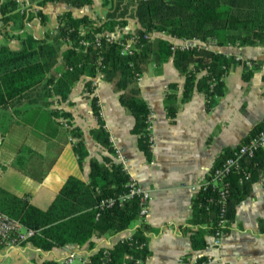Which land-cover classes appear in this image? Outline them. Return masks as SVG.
Here are the masks:
<instances>
[{
	"label": "crops",
	"instance_id": "crops-1",
	"mask_svg": "<svg viewBox=\"0 0 264 264\" xmlns=\"http://www.w3.org/2000/svg\"><path fill=\"white\" fill-rule=\"evenodd\" d=\"M112 1L92 0L91 5L82 7H72L65 2L47 3L39 9L46 17V25L40 22L38 13L27 11L25 15L18 5L14 13L24 16L21 27L19 20L13 19L16 14L7 24L1 22L0 15V48L6 46L14 51L20 48L21 38L25 36L42 39L47 32L54 35L58 16L64 13L74 18L104 19ZM134 7L129 5V13ZM29 15L34 19L28 20ZM138 28L137 21L128 18L126 27L109 34L121 38ZM152 37L153 40L184 42L163 33H154ZM66 49L64 44L61 51ZM208 50L264 63V46L212 45ZM245 71L240 65L231 66L222 79L223 93L216 96L210 107L208 98L197 90L187 102L180 103L184 77L174 67L171 57L161 64L151 61L143 64L137 85L140 97L150 110L153 154L150 162L138 148L137 136L132 133L134 118L120 105L119 93L113 90L112 84L96 75L90 79L95 86L89 93L85 87L89 79L81 77L65 101L52 94L48 107L21 111L18 122L4 136L0 135V187L18 197L28 195L31 205L45 211L68 177L88 182L90 160L103 162L107 158L122 164L136 183L151 192L148 214L144 218L150 256L144 264H194L201 258L209 260V264H264V171L251 183L250 195L237 205L234 220L229 223L219 247L212 244L213 234H208L206 248L192 251L190 236L196 229L182 230L188 226L192 215L195 194L191 187L205 177L207 169L215 166L222 153L247 140L264 120V73L251 71L245 80ZM170 84L177 85L176 103L179 105L173 120L168 117L164 103ZM92 99L96 101L113 154L96 141L94 132L99 126L91 107ZM51 111L57 114L54 116ZM71 130L81 134L87 152L81 165L72 148L76 139L71 136ZM138 225L136 221L118 234L93 236L81 246L68 244L42 251L28 242L14 250L1 248L0 264L62 263L71 257L72 264H84L100 249L106 251L132 237Z\"/></svg>",
	"mask_w": 264,
	"mask_h": 264
},
{
	"label": "trees",
	"instance_id": "trees-1",
	"mask_svg": "<svg viewBox=\"0 0 264 264\" xmlns=\"http://www.w3.org/2000/svg\"><path fill=\"white\" fill-rule=\"evenodd\" d=\"M51 2H65L72 7L92 4V0H40L38 5L43 7ZM131 4L135 7L129 13ZM17 10L18 4L14 0H0L1 22L7 24L16 14L13 19L17 18L21 27L24 16L14 13ZM37 15L40 22L46 25V17L41 12ZM128 18L135 19L139 25L134 35L140 42L132 55H121L118 41L101 38L99 43L96 42L98 35L122 30ZM27 19L32 20L34 16L29 15ZM53 32L54 35L45 33L42 39L32 36L21 38L18 50L13 51L6 46L0 48V135L4 136L18 122L16 120L21 111L48 107L52 94L65 101L81 77L89 79L85 87L87 92L92 93L90 79L100 73L119 93L120 105L133 116L132 133L137 136L138 148L150 162L153 156L150 110L140 97L137 85L143 64L147 61L161 64L171 57L174 67L184 77L180 103L187 102L197 90L208 98L207 104L211 107L215 103L214 96L223 93V83L219 79L235 65V61L233 56L206 49L173 51L171 42L162 39L146 41L143 40L144 35L163 33L178 40H212L217 46H264V0H129L128 3L113 0L104 19L74 18L70 13H64L58 16V25ZM130 36H122L120 41ZM82 41L87 45L82 46ZM64 44L67 49L62 52ZM203 71L205 73L199 77ZM250 72H244L245 80L250 77ZM59 73L60 76H57ZM212 78L218 81L213 91L208 83ZM168 88L164 103L168 117L173 120L179 109L176 103L177 85L170 84ZM91 107L98 118L99 127L94 132L96 141L113 154L114 149L100 120L95 99L91 100ZM51 112L54 116L57 114L56 111ZM62 116L68 117L65 114ZM263 127L264 120L250 136ZM70 134L76 139L72 148L81 165L87 157L81 134L76 130H71ZM230 153H222L215 166ZM89 165L88 182L68 177L45 211L31 205L28 195L18 197L0 187V213L35 230L37 234L30 242L42 251L68 244L81 246L90 242L93 236L115 235L139 221L131 240L120 241L106 251L100 249L89 257L87 264H133L135 260L144 264L150 252L145 235L148 228L139 215V199L134 197L123 204L115 203L103 210L98 208L102 200L117 199L127 191L128 173L121 164L107 158L103 162L92 159ZM243 167L252 174L250 182L239 183L240 174L237 173L227 179L228 224L234 220L237 205L250 195L251 183L264 171V152H258L253 159L244 161ZM218 195L217 191L207 190L194 196L191 219L188 226L182 228L185 231L196 229L190 236L192 251L204 250L207 246L205 236L213 234L218 228L221 207ZM209 199L211 202H208ZM126 255H131L133 261H126ZM198 261L202 263L205 259Z\"/></svg>",
	"mask_w": 264,
	"mask_h": 264
},
{
	"label": "built area",
	"instance_id": "built-area-1",
	"mask_svg": "<svg viewBox=\"0 0 264 264\" xmlns=\"http://www.w3.org/2000/svg\"><path fill=\"white\" fill-rule=\"evenodd\" d=\"M20 7L19 10L21 13L25 14L27 11L33 12L35 14L39 13L40 6L38 2L40 0H14ZM154 33H146L144 35L143 40L146 41H153ZM126 38L124 41H120L121 38L115 37L113 34H104L98 35L96 37V42L99 43L101 38H104L107 41H118L121 45V55H132L135 51L137 46L139 45V39H137L133 34ZM182 43L171 42L172 50L176 51H188L194 48L197 49H206L215 43L212 40H208L207 42H198L197 40H188ZM82 46H86L87 42L82 41ZM235 65H240L244 69L250 71H261L264 73V63H258L252 60L244 59L241 56L234 57ZM97 76L103 78V75L98 73ZM224 76L219 79L222 81ZM209 87L213 91L215 89L216 84L218 81L215 78L209 80ZM95 83H92V88L94 89ZM216 99V95L214 96ZM150 122V121H149ZM65 126L68 127L65 123ZM264 152V127L260 129L256 134L250 136L247 140L243 143L238 145L236 148L231 150L230 155L225 157L217 166H214L211 169H207L205 177L199 181L198 183L194 184L191 187V191L194 194H198L201 191H217L218 192V203L220 204V210L218 213V222H217V229L213 233L212 237V244L215 247H219L222 243L226 229L228 227V219L226 218V207L228 203L229 197V182L227 179L232 174H240L239 175V183L250 182L252 180V174L250 171L243 167V163L246 160H251L255 157L256 153ZM122 165V164H121ZM123 166V165H122ZM124 167V166H123ZM130 177V176H129ZM137 197L140 203V212L139 215L143 219L148 214V204L151 197L150 190L142 187L138 183L135 182L134 179L130 177L129 183L127 184V191L118 196L117 199L109 198L102 200L98 208L99 210H103L105 208L112 207L115 203L123 204L126 201H129ZM208 202H211L209 199ZM98 217V215H97ZM37 232L33 229L25 227L22 223L18 220L12 219L9 216L0 213V249H8L14 250L18 247L22 246L30 242V240L35 237ZM127 240H131V237ZM126 261H133V257L131 255H126ZM73 257L66 259L63 261L64 264H72ZM89 260H87L84 264H87ZM209 260H205L202 263L194 262V264H209ZM133 264H141L140 260H135Z\"/></svg>",
	"mask_w": 264,
	"mask_h": 264
},
{
	"label": "rangeland",
	"instance_id": "rangeland-1",
	"mask_svg": "<svg viewBox=\"0 0 264 264\" xmlns=\"http://www.w3.org/2000/svg\"><path fill=\"white\" fill-rule=\"evenodd\" d=\"M25 15H26V13H25Z\"/></svg>",
	"mask_w": 264,
	"mask_h": 264
}]
</instances>
